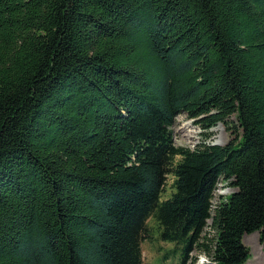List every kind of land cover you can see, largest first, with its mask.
I'll return each mask as SVG.
<instances>
[{"label":"trees","instance_id":"obj_1","mask_svg":"<svg viewBox=\"0 0 264 264\" xmlns=\"http://www.w3.org/2000/svg\"><path fill=\"white\" fill-rule=\"evenodd\" d=\"M148 218L179 264L264 258V0H0V264H144Z\"/></svg>","mask_w":264,"mask_h":264},{"label":"rangeland","instance_id":"obj_2","mask_svg":"<svg viewBox=\"0 0 264 264\" xmlns=\"http://www.w3.org/2000/svg\"><path fill=\"white\" fill-rule=\"evenodd\" d=\"M171 139L173 145L176 147L194 150L202 144L223 146L231 141L239 134L235 119L231 117L227 121V125L218 124L208 131V135L197 125L193 120L185 117L184 114L177 115L174 118L173 124L170 127ZM171 178L166 179L163 191L160 194V200L166 199L171 192ZM234 190L228 187L223 181L218 180L216 189L213 192L212 205L217 204L219 196H227ZM209 223V222H207ZM146 232L140 242L141 258L144 264H179L181 257V249L175 248L172 243H162L157 238V230L152 219L148 218L145 221ZM207 229L206 234L207 236ZM245 241L243 245L248 249V258L244 264H264V258L261 252V247L258 240L257 233L244 235ZM205 257L192 251L188 255L186 264H204Z\"/></svg>","mask_w":264,"mask_h":264},{"label":"bare ground","instance_id":"obj_3","mask_svg":"<svg viewBox=\"0 0 264 264\" xmlns=\"http://www.w3.org/2000/svg\"><path fill=\"white\" fill-rule=\"evenodd\" d=\"M245 236H243V241H245L246 240V238H244Z\"/></svg>","mask_w":264,"mask_h":264},{"label":"water","instance_id":"obj_4","mask_svg":"<svg viewBox=\"0 0 264 264\" xmlns=\"http://www.w3.org/2000/svg\"><path fill=\"white\" fill-rule=\"evenodd\" d=\"M243 238V237H242Z\"/></svg>","mask_w":264,"mask_h":264}]
</instances>
